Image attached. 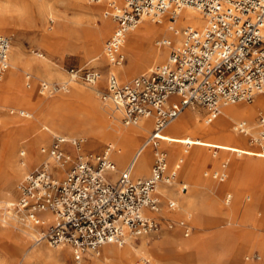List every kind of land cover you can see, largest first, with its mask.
<instances>
[{
	"label": "built area",
	"instance_id": "built-area-1",
	"mask_svg": "<svg viewBox=\"0 0 264 264\" xmlns=\"http://www.w3.org/2000/svg\"><path fill=\"white\" fill-rule=\"evenodd\" d=\"M102 1L103 14L114 22V28L104 48L108 69L98 94L121 110L124 124L151 116L152 138H159L161 129L185 107L202 106L210 122L220 104L250 102L255 94L264 95V0ZM184 6L200 12L203 25L182 27L179 42L168 44L163 63L119 81L114 69L124 61L120 46L140 16L170 10L173 18ZM9 43L8 37L0 36V68L7 67ZM67 74L69 80L87 85L102 78L94 67H71ZM40 86L43 92L59 87L47 82ZM260 122L264 125L263 117ZM82 142L78 137L54 136L42 149L47 159L19 182V197L11 204L38 228L34 243L66 245L72 264H83L89 254L97 255L104 243L122 244L128 238L157 234L160 221L150 213L160 208L158 185H175L178 168H169L166 153L160 150L147 176L133 178L127 166L113 179L109 175L116 171L111 147L83 153ZM177 189L185 191L186 184L179 182ZM167 206L174 208L175 201L168 200ZM166 222L169 227L173 224L170 218ZM177 224L184 235L189 233L186 219Z\"/></svg>",
	"mask_w": 264,
	"mask_h": 264
},
{
	"label": "bare ground",
	"instance_id": "bare-ground-1",
	"mask_svg": "<svg viewBox=\"0 0 264 264\" xmlns=\"http://www.w3.org/2000/svg\"><path fill=\"white\" fill-rule=\"evenodd\" d=\"M65 1L86 17L85 24L80 26L78 39L87 46V51L92 55L91 57H94L98 54L101 39L109 32L113 25L110 17L105 16L103 13L99 15L104 2L100 0L99 2H93L94 6H87L86 3H91L88 0ZM115 2L120 3V0H115ZM2 4L5 12L9 14L13 13L11 15L17 16L16 27L23 25L21 22H23L24 18L30 23L32 15L28 1L2 0ZM38 5L41 11L49 7V4L44 0L38 3ZM169 13L170 10L157 15L142 14L137 20L136 25L125 34L120 48L128 59L125 64L121 63L115 68L119 77L129 78L138 64L145 67L151 63L161 62L165 58V48H167L168 44L179 42L180 29L182 27L199 28L204 22L201 17L202 15L191 6H184L177 10L173 18L168 16ZM97 18H99L100 23H98ZM262 32L264 34V25ZM1 33L0 31V36L8 37ZM51 37V34L45 35L42 39L50 44L49 39ZM160 38H164V40ZM15 44L13 42L12 44L9 43V47H12L11 58L9 59L7 50V67L0 68V94L4 92L15 93L17 91V71L25 70L24 77L27 78L30 76L27 73L28 70L32 69L33 82L37 83L43 79L41 78L43 76L42 67H48L45 64L47 59H25ZM104 48L105 46H103L104 54L102 53V55L105 58ZM79 81L78 79L62 81L59 87L63 89V93L55 95L45 103H39L40 109H46L47 112L43 117L36 115L35 121L30 124L34 136L36 139H43L45 136L53 134L55 136L69 137L70 135H75L77 131H83L86 138L106 141L107 145L111 147L110 158L118 166L122 165L127 157L130 156L124 166H130L131 175L133 172L137 177L150 171L148 168L150 163L152 164L153 162L155 153L162 150V148L168 155L169 163H171L173 157H178L179 160L176 165L177 167L180 166V169L182 167L181 173H185L186 166L190 163L202 161L205 162L203 167H207L210 162L212 163L211 156H216L217 151L224 156L230 151L234 143L241 144L243 142L242 135L250 133V125L247 122H252L253 117L257 113L264 112V95L262 94H255L253 96L255 100L252 104H220L217 114L210 122H206V117L200 121V114L197 110L185 107L161 129V132L158 133L159 138H152V130L149 131L153 125L151 116L140 117L133 123L124 124L121 120V110L114 109L109 101L100 100V105L97 102V98L94 95V93L98 94L99 90L98 86H96L97 82L94 84V87L87 89L85 88V83ZM42 82L46 83L44 80L40 82V85ZM25 85L30 87L31 82L26 80ZM86 86L92 85L86 84ZM24 101L27 102L28 100L25 99ZM231 121H235V123H232V129L239 134L227 131V127ZM238 126L242 129H237ZM146 132H148L146 138L143 139ZM256 133L257 136L253 137H260L264 140L263 129L256 130ZM194 135H197V137H194ZM17 144V136H15L9 143L7 159L4 162L8 173L5 183L0 188V237L11 238L16 243L18 240V243L22 247L28 248L25 243L27 237L33 238L38 228L33 222L25 218L24 215L16 212L11 206L14 201L10 199V196L15 177L27 172L29 168L37 166L45 154L33 152L31 149L32 143H27L28 151L25 155V163L21 164V161H17L16 163L13 153ZM209 148L217 150L211 149V154L209 155ZM260 150L264 152V150ZM21 152L24 153V150H21ZM240 153L241 151L237 149L236 154L239 155ZM180 162L181 165L179 164ZM249 163L251 162L248 161L242 164L239 161L233 160L231 161V167L223 169L225 163L221 162L219 168L215 169L212 173L213 177H216L218 174L221 176L217 181H211L213 188L228 186L229 190L224 193L223 199L224 203L227 204L230 202V198L233 197L234 200L231 206L223 208L222 205H217L213 199L204 198L198 203L199 188L203 187L198 182H189V186H191L190 195H186V191H183L182 194H185V196H175L176 209L180 214L185 211V218L191 222L193 228L197 231L191 238L182 239L178 237L175 231H172V225L169 228V226L164 224V234L161 239L148 244L143 239L147 235H141L138 237L141 240L136 245L130 241L133 238H128L122 244L114 242L104 243L101 245L103 256L98 258L99 253L97 255L89 254L87 259L84 260V264H131L133 257L136 255L138 256L137 259H140L144 264H173V262L185 264L195 259H212L217 246H227L232 251L235 259L239 261L242 257V249L245 247L244 244L251 239L246 233V228L264 229V222L258 217L259 211L252 206H248L237 190L230 189L233 185L236 187L237 183V179L233 173L234 170ZM255 163L257 162L254 161ZM177 172L179 173L180 171L177 170ZM252 181L254 182V179ZM159 187L161 198H165V196L170 194L174 195L169 186L161 185ZM158 211L150 213L157 220L159 219ZM205 222H211L212 224L204 227L203 223ZM213 228H217L218 230L212 233H204L205 231L213 230ZM232 229H236L238 232L234 236V240H232L231 235ZM31 244L39 245L35 253V256H39V258L56 256L55 259H57V256H61L52 249L41 245L44 244L42 242L37 244L31 242ZM59 248L64 249V254H67L69 251V248L64 245L59 246ZM31 251L34 252L35 250ZM45 263L43 261L42 264ZM0 264H5L4 256H1V254ZM21 264L34 263L26 257Z\"/></svg>",
	"mask_w": 264,
	"mask_h": 264
},
{
	"label": "rangeland",
	"instance_id": "rangeland-1",
	"mask_svg": "<svg viewBox=\"0 0 264 264\" xmlns=\"http://www.w3.org/2000/svg\"><path fill=\"white\" fill-rule=\"evenodd\" d=\"M26 1H28L29 6L31 8L32 18H30V23L26 18H24L22 20L23 22H21L23 25L16 27L15 25L17 24V16L11 15L13 13L9 14L5 12V10L3 9L2 0H0V31L2 32L1 34L8 36L10 40V44H12V42L14 44L16 43L15 45H17V48L19 49L20 53L25 59L27 60L47 59L45 64L48 67L46 68L42 67L43 76L41 78L43 79L39 80L37 83L33 82L34 78H33L32 69L28 70L27 73L30 74V76L27 78L24 77L25 70L17 71L18 73L17 91H15V93L4 92L0 94V188L3 186V184L6 181V176L8 171L4 166V162L7 159V153H8L7 149L13 137L17 136V143H18L14 148L13 154L15 156L13 157L16 159V163L17 161L18 162L21 161L20 163L23 164L25 163V155L28 151L27 143H32L31 149L33 152H38L46 155L45 151L41 152V150L44 149V147L48 146L51 143L53 137L55 136V134H53V135L45 136L43 139H36L33 133V129L30 126V124L35 121L36 115L42 117L46 115L47 112L46 109L43 110L40 109L39 103L41 104L45 103L55 95L64 92L63 89H61L60 87L58 88L57 91L55 90L52 92H48V91L43 92L41 91L40 88V82L45 80L47 83L48 82L56 83L58 84V86H60L62 81H68L67 70L69 68L74 67V68L84 69L88 67H94L98 69L102 75V78L96 83L97 84L96 86H98L99 90H101L104 86V76L108 69L106 56L104 58V56L102 55V53L104 54L103 46H105L107 40L110 38L112 30L114 28V22L110 19L111 22H113V25L110 28L109 32L101 39L98 54L95 55L94 57H91L92 55H90L87 51L88 50L87 46L81 43L80 40L78 39V34L80 33V26L82 24H85L86 22L85 16L81 15L78 11H76L75 8L71 7L65 0H44L49 4V7L44 11H41L38 5V3H40L43 0H39V1L26 0ZM86 4L87 6L95 5L93 2ZM34 7L36 10L34 9ZM104 8L105 5H103V8L100 9L99 15L103 13ZM169 15L170 13L168 14V16ZM97 21L98 23H100L99 18H97ZM74 23L76 25L78 24L79 25L76 26ZM68 31L69 32L71 31L70 32L71 34ZM50 34L52 37L51 39H49L50 44H48L47 42L43 41L42 37ZM66 34H70V35L67 36ZM160 39L164 40V38H160ZM11 51H12V47L10 46L8 48L9 59L11 58L12 55ZM168 52H169V47L167 46V48H165V54H166L165 58L161 62L159 61L156 63H151L146 65L145 67L140 66V64L136 65L130 77H133L139 73L147 71L150 67L154 66L155 64L163 63L166 60V56ZM127 59L128 58L124 53V61L122 63L125 64V62H127ZM118 78L120 79V81L128 79V78L119 77V74H118ZM26 80H29L31 82L30 87L25 85ZM79 82H81V80ZM94 86L95 85L86 86L85 84V88L87 89H90ZM94 95L97 98V102H99L100 105L101 99L99 97V94L94 93ZM172 98H176V97H172ZM25 99H27L28 101L27 102L24 101ZM254 100L255 97H253L250 102L234 101L228 103L227 105L237 104V103L252 104ZM191 109L198 111V113L200 114V121H202V119L205 117L204 115L205 109L202 108V106L200 105H195ZM18 111L26 112L27 116L20 115ZM263 116H264V112L263 113L259 112L253 117L252 122H247L250 125V133L246 135H242L243 142L241 144L234 143L230 151H228V153L224 156H222L220 152L217 151L216 156H211L212 163L210 162L207 165V167H203L205 162L202 161H199L197 163H190L189 165L186 166L185 173H181L182 167L180 169L179 166L178 170L180 172L179 173L177 172L176 180H182L187 184L186 195H190L191 193L190 190L191 186H189V182H198L203 185V187L199 188L198 198H197L198 203L202 200V198H204L209 200L213 199L217 205L219 206L222 205L223 208L225 206L226 207L231 206L234 200L233 197L230 198V202L227 204L224 203V199H223L224 193L227 190H229L228 186H220L218 188L215 187L213 188L211 186L212 185L211 181H217L219 176L213 177L212 173L215 169L219 168L221 162L225 163V166L223 167V169H225L231 167V161L233 160L239 161L242 164L244 162L249 161L251 163L239 169L234 170L233 173L235 178L237 179V183H236V187L235 185H233L230 187V189L237 190V192L242 196L243 201L248 206H252L256 208L259 211L258 217L261 218L262 222H264L263 221L264 220V160L260 161L264 159V152L260 150V149L264 150V140L261 139L260 137L258 138L253 137L255 135L257 136L256 130L258 129L264 130V125L262 124L260 125L261 123L260 118ZM108 119H110V117H108ZM232 123H235V121L233 122L231 121L229 123V126L227 127V131L233 134L234 133L239 134L232 129ZM151 128L149 129V131L151 130ZM147 133L148 132L144 134L143 139L146 138ZM83 135H85L83 131H77L75 135H70L72 137L75 136V137H81L82 139L84 138L82 142L83 153H87V152L97 153L100 152L107 145L106 141L86 138V135L85 136ZM194 137H197V135H194ZM180 143L182 144V142ZM211 149L212 148H209V155L211 154ZM237 149L241 151L239 155L236 154ZM21 150H24V153L21 154ZM212 150H217V149L213 148ZM45 155L43 156V159L39 162V164L47 159ZM129 157H127V159L123 162L122 165L118 166L114 162L115 166L119 169L122 168ZM166 159L169 165H173L174 163L176 164L178 162V157H173L171 163H169L167 153H166ZM254 161H256L257 163L254 164ZM151 162H152V156H151ZM37 166L33 168H29L27 172L15 177L12 194L10 196V199H12L14 202L19 197V189L17 187L19 182L24 178V176L27 173H29ZM148 173L149 171L146 174ZM109 175L113 177V173H110ZM132 176L135 177V174L133 172H132ZM253 179L254 182L252 181ZM159 186L161 185H158V190L160 189ZM169 188L171 189L174 196L177 195L185 196V194H182L183 192L175 193L171 186H169ZM167 196L169 197V195ZM167 196H165V198H167ZM159 197H161L160 194ZM176 208L169 209L166 205H162L160 207L158 211L160 230L157 232V234L151 233L143 237V239L146 240L148 244H151L155 240H159L163 237L164 234L163 230L165 228L164 224L167 225L166 222L167 218H170L173 222L172 231L173 232L175 231L176 235L182 239L191 238L193 234L197 232L193 228L191 222L188 221L187 218H185L184 215L185 211L182 214H180V212ZM180 218L186 219L188 225H190V231L187 236L181 234V227L177 225V221ZM211 224H212L211 222H205L203 223V226L207 227L210 226ZM216 230L218 229L213 228V230L205 231L204 233H212ZM246 230H247L246 233L251 237V239L249 240V242L244 244L245 247H243L242 249L241 252L242 257L239 261L235 259V257L232 254V251L227 246H217L215 248L214 256L212 259H203V260L195 259L185 264H264V250H263L264 229L261 230V229L246 228ZM237 233L238 232L236 229L231 230V235L233 238L232 240H234V236H236ZM140 240H141L140 238H136L130 241L134 243V245H136L140 242ZM18 242L19 241L17 240L16 243L11 238L0 237V254L1 256H4L5 264H21L23 259L26 257L32 260L34 264H42L43 261L46 262L45 264H53L54 262L56 264L60 262H61L60 264H72V257L70 252L68 251L67 254H64V249L59 248V246H51L46 242H42L44 244L41 245L50 248L61 255V256H57L58 257L57 259H55L56 256L47 257L49 258L47 259L45 257L39 258V256H35L36 255L35 253L39 245L31 244V242H33V238L27 237V241L25 243L26 246H28V248L22 247V245L19 244ZM31 250H35V251L33 252ZM102 256H103V248L100 247L98 258H101ZM137 258H138L137 255L134 256L131 261V264H144L140 259ZM173 264L176 263L173 262Z\"/></svg>",
	"mask_w": 264,
	"mask_h": 264
},
{
	"label": "crops",
	"instance_id": "crops-1",
	"mask_svg": "<svg viewBox=\"0 0 264 264\" xmlns=\"http://www.w3.org/2000/svg\"><path fill=\"white\" fill-rule=\"evenodd\" d=\"M120 50H121V48H120ZM121 52H122V50H121ZM130 78V77H129ZM128 78V79H129ZM127 80V79H126ZM122 81H125V80H122ZM194 106H192V107H190V108H193ZM205 115V114H204ZM152 121V120H151ZM152 130V129H151ZM83 149V148H82ZM98 153V152H97ZM112 159V158H111ZM113 160V159H112ZM128 160H129V158H128ZM127 160V161H128ZM179 160V159H178ZM126 161V162H127ZM126 162H125V164H126ZM181 163V162H180ZM179 163V164H180ZM124 164V165H125ZM123 165V167L122 168H117L116 166H115V169H116V171H115V173H113V179L114 178H116L117 176H118V173L122 170V169H124L125 168V166ZM152 165V164H151ZM167 165H168V167L169 168H172V167H174L176 164L174 163L173 165H169L168 163H167ZM178 168H179V166H178ZM178 168H177V170H178ZM149 170H150V167H149ZM177 170H176V179H177ZM150 172V171H149ZM149 174V173H148ZM148 174H146V175H142V176H139V177H144V176H147ZM132 176V175H131ZM133 177V176H132ZM133 178H137V176H135V177H133ZM176 184L175 185H171V187H172V189H173V191L175 192V193H178V192H180L178 189H177V185H178V183L180 182V183H184V184H186L185 182H183L182 180H176ZM159 185H165V184H159ZM167 186H169V185H167ZM186 186H187V184H186ZM186 189H187V187H186ZM186 189H185V191H186ZM158 192H159V190H158ZM180 193H182V192H180ZM158 195H159V193H158ZM160 199H161V203H160V207L162 206V205H166L167 206V201L168 200H174L175 202H176V199H175V196L174 195H169V197L167 196V198H161L160 197ZM175 206L177 207V205H176V203H175ZM168 207V206H167ZM176 207H174V208H176ZM169 208V207H168ZM169 209H173V208H169ZM181 219V218H180ZM178 225V224H177ZM179 226V225H178ZM189 227H190V225H189ZM181 234H183V230H182V228H181ZM184 235V234H183ZM188 235V234H187ZM187 235H184V236H187ZM85 259H87V257L85 258ZM84 259V260H85ZM83 264H84V261H83Z\"/></svg>",
	"mask_w": 264,
	"mask_h": 264
}]
</instances>
